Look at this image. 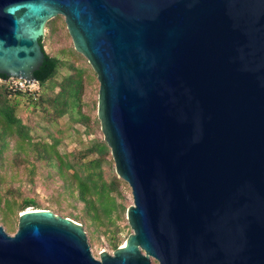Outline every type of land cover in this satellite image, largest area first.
Instances as JSON below:
<instances>
[{"label":"water","instance_id":"95a60500","mask_svg":"<svg viewBox=\"0 0 264 264\" xmlns=\"http://www.w3.org/2000/svg\"><path fill=\"white\" fill-rule=\"evenodd\" d=\"M57 15L132 233L95 258L81 223L24 209L0 264H264V0H0V74L34 80Z\"/></svg>","mask_w":264,"mask_h":264},{"label":"rangeland","instance_id":"374dc122","mask_svg":"<svg viewBox=\"0 0 264 264\" xmlns=\"http://www.w3.org/2000/svg\"><path fill=\"white\" fill-rule=\"evenodd\" d=\"M66 30L64 17L57 15L47 22L42 43L47 54L65 62L57 80L62 74H73L75 68H80L82 88L79 112L60 117L53 112L48 100L58 88L51 91L38 86L36 92L30 94L33 99L27 93L17 96L10 93L9 98L16 102L15 114L28 127L32 141H55L64 161L72 166L59 171L56 160L53 164L35 160L26 140L20 148V138L15 132L6 137L7 148L2 152L0 164V225L8 234L15 233L23 199H33L35 207L47 208L81 223L92 255L99 258L103 250L112 254L115 247L123 244L132 233L126 209L133 199L129 185L116 174L110 149L100 130L94 104L99 88L96 74L86 58L73 48ZM101 144L105 145V149L100 153L97 145ZM96 158L100 160V166L90 171L101 173L102 180L112 189L110 196L116 206L109 217L99 212V220L91 219L86 205L79 200L73 177L76 171L85 175L87 161Z\"/></svg>","mask_w":264,"mask_h":264},{"label":"trees","instance_id":"16d2710c","mask_svg":"<svg viewBox=\"0 0 264 264\" xmlns=\"http://www.w3.org/2000/svg\"><path fill=\"white\" fill-rule=\"evenodd\" d=\"M40 44L44 51L45 59L39 69L34 71L35 81H37L39 87H46L51 91L58 88L51 99L48 100L53 107V112L57 116L60 117L67 113H78L80 92L82 88L80 68H72V70L74 69L73 74L64 73L61 75L60 79L57 80L56 78L59 76V71L65 66V62L58 57L47 54L44 50L42 39H40ZM0 77L4 79L0 82V164L2 160V152L7 148L6 137L15 132L20 138V148H23L22 142L26 140L29 148L35 155V160H45L52 164L54 163V160H56V166L59 171H62L63 168H71L72 165L69 162H65L63 156L56 149L57 143L55 141L50 143L41 140L32 141L28 127L24 125L21 119L15 114L16 102L10 100L9 94L12 93L17 96L27 93L30 96V94H34L36 91L28 92L27 90L13 88L6 81L8 78L7 76L0 74ZM30 98L33 99L32 96H30ZM104 149L105 145H97L98 152L101 153ZM99 166L100 160L98 158L91 159L87 161L85 166L87 170L85 175H79L77 171L73 173L78 198L84 202L86 209L89 211L91 219L93 220H99V212H102L104 216L109 217L116 207L113 198L110 196L112 189L108 188L105 181L102 180L101 173L90 171L91 169H98ZM61 173L63 174V172ZM1 180L2 178L0 174V183ZM69 185L72 188V183ZM35 204L36 203L33 199H23L20 212L26 207H35Z\"/></svg>","mask_w":264,"mask_h":264},{"label":"built area","instance_id":"2783aa9c","mask_svg":"<svg viewBox=\"0 0 264 264\" xmlns=\"http://www.w3.org/2000/svg\"><path fill=\"white\" fill-rule=\"evenodd\" d=\"M4 80L0 77V82ZM8 84L13 88H18L21 90H27L28 92H35L38 88L37 81L34 80H26L23 78H16V77H8L6 79Z\"/></svg>","mask_w":264,"mask_h":264},{"label":"bare ground","instance_id":"6f19581e","mask_svg":"<svg viewBox=\"0 0 264 264\" xmlns=\"http://www.w3.org/2000/svg\"><path fill=\"white\" fill-rule=\"evenodd\" d=\"M124 244V243H123ZM123 244H121V245H123Z\"/></svg>","mask_w":264,"mask_h":264}]
</instances>
